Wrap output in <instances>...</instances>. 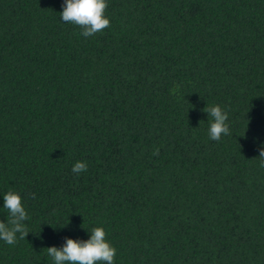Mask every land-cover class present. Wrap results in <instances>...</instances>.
I'll use <instances>...</instances> for the list:
<instances>
[{
    "label": "trees",
    "instance_id": "1",
    "mask_svg": "<svg viewBox=\"0 0 264 264\" xmlns=\"http://www.w3.org/2000/svg\"><path fill=\"white\" fill-rule=\"evenodd\" d=\"M64 2L0 0V220L29 216L0 264L98 226L114 264H264V0H107L88 38Z\"/></svg>",
    "mask_w": 264,
    "mask_h": 264
},
{
    "label": "clouds",
    "instance_id": "2",
    "mask_svg": "<svg viewBox=\"0 0 264 264\" xmlns=\"http://www.w3.org/2000/svg\"><path fill=\"white\" fill-rule=\"evenodd\" d=\"M107 8V0H65L60 15L62 21L80 27L82 30L80 35L88 38L110 26V19L106 15ZM204 111L211 118L210 139L219 141L222 135L230 134L227 111L220 105L207 106ZM153 154L158 155L159 149H155ZM260 156L264 157V151ZM87 168L86 162L78 161L74 164L72 172L79 175L86 172ZM3 201L8 218L6 222L0 220V240L8 245H14L17 234L20 239L27 238L29 232L24 222L29 216L19 192L8 191L3 195ZM90 234L87 240L67 238L62 248L55 246L46 248L47 254L53 259L54 264H114L117 249L107 239L105 228L95 227Z\"/></svg>",
    "mask_w": 264,
    "mask_h": 264
}]
</instances>
